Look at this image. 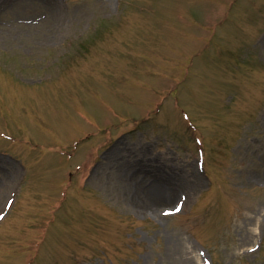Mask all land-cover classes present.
Segmentation results:
<instances>
[{"label":"rangeland","instance_id":"obj_1","mask_svg":"<svg viewBox=\"0 0 264 264\" xmlns=\"http://www.w3.org/2000/svg\"><path fill=\"white\" fill-rule=\"evenodd\" d=\"M20 176L0 264H264V0H0Z\"/></svg>","mask_w":264,"mask_h":264},{"label":"bare ground","instance_id":"obj_2","mask_svg":"<svg viewBox=\"0 0 264 264\" xmlns=\"http://www.w3.org/2000/svg\"><path fill=\"white\" fill-rule=\"evenodd\" d=\"M7 219V218H6Z\"/></svg>","mask_w":264,"mask_h":264}]
</instances>
